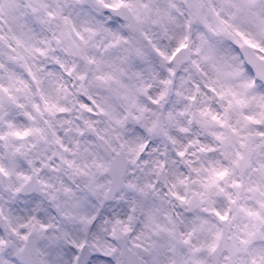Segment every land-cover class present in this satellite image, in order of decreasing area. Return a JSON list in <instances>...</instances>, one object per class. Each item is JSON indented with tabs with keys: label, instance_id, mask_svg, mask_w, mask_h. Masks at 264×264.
I'll use <instances>...</instances> for the list:
<instances>
[{
	"label": "snow or ice",
	"instance_id": "obj_1",
	"mask_svg": "<svg viewBox=\"0 0 264 264\" xmlns=\"http://www.w3.org/2000/svg\"><path fill=\"white\" fill-rule=\"evenodd\" d=\"M0 264H264V0H0Z\"/></svg>",
	"mask_w": 264,
	"mask_h": 264
}]
</instances>
